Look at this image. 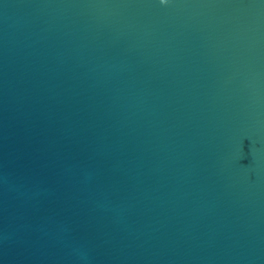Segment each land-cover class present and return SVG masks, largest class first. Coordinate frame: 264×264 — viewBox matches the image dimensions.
<instances>
[{
    "label": "water",
    "instance_id": "water-1",
    "mask_svg": "<svg viewBox=\"0 0 264 264\" xmlns=\"http://www.w3.org/2000/svg\"><path fill=\"white\" fill-rule=\"evenodd\" d=\"M0 264H264V0H0Z\"/></svg>",
    "mask_w": 264,
    "mask_h": 264
}]
</instances>
